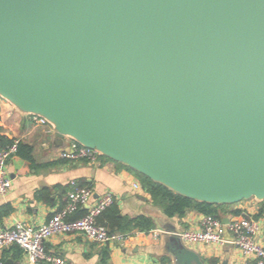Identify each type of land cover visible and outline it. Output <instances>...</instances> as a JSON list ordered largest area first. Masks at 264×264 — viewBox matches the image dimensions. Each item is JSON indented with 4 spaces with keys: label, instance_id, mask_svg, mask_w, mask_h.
I'll use <instances>...</instances> for the list:
<instances>
[{
    "label": "water",
    "instance_id": "1",
    "mask_svg": "<svg viewBox=\"0 0 264 264\" xmlns=\"http://www.w3.org/2000/svg\"><path fill=\"white\" fill-rule=\"evenodd\" d=\"M0 96L177 194L264 200V0H0Z\"/></svg>",
    "mask_w": 264,
    "mask_h": 264
},
{
    "label": "crops",
    "instance_id": "2",
    "mask_svg": "<svg viewBox=\"0 0 264 264\" xmlns=\"http://www.w3.org/2000/svg\"><path fill=\"white\" fill-rule=\"evenodd\" d=\"M54 130L51 123L34 122L30 113L0 96V145L18 140L30 148L33 159L31 163L16 153L8 161L12 186L4 197H0V228L18 219L33 226L45 223L66 204L70 183L74 181L92 189L89 203L110 192L122 214L151 216L156 223L153 229H161L164 233L154 238L148 232L135 231L124 240L109 244L92 242L80 232L59 233L44 242L47 253L62 256L72 264H175L168 252L170 235L198 228L205 215L191 210L183 217H167L152 204L131 168L106 156H99L95 162L62 158L60 154L71 138L65 136L59 145L54 144ZM137 183L140 187L134 188ZM227 205V211L240 210V213L227 214L223 218L243 213L257 218L264 214V200L253 197ZM86 208H79L70 218L82 210L85 212ZM222 236L225 241L222 244L188 247L198 252L206 264H219L223 259H227L228 264H255L231 243L233 235L229 231L224 230ZM256 239L264 245V231ZM1 257L4 264H30L23 250L16 245L4 248Z\"/></svg>",
    "mask_w": 264,
    "mask_h": 264
},
{
    "label": "built area",
    "instance_id": "3",
    "mask_svg": "<svg viewBox=\"0 0 264 264\" xmlns=\"http://www.w3.org/2000/svg\"><path fill=\"white\" fill-rule=\"evenodd\" d=\"M31 119L38 124H46L47 120L41 116L31 114ZM18 140L0 145V197H4L12 186V179L8 172V161L17 153ZM101 154L93 148L81 145L75 140L70 141L68 147L62 150L60 156L65 159H84L95 162ZM134 188L140 187L134 184ZM93 195L91 188L80 186L76 182L70 183L67 192V202L56 210L43 224L33 226L21 219L13 221L9 226L0 228V264H4L1 257L2 250L8 246H19L30 264L44 262L45 264H72L59 255L47 253L44 242L52 235L59 233L80 232L92 242L109 244L124 240L128 234L109 232L98 224L97 216L114 201L112 193L105 192L89 203ZM87 206L85 213L77 218H70L79 208ZM233 235L231 243L241 252L243 257L252 259L255 264H264V245L257 241L256 236L264 231V214L254 218L245 213L229 218L227 223L205 215L198 228H189L177 233L181 241L187 246L209 245L224 243L223 231ZM154 238L164 233L161 229L148 231Z\"/></svg>",
    "mask_w": 264,
    "mask_h": 264
},
{
    "label": "trees",
    "instance_id": "4",
    "mask_svg": "<svg viewBox=\"0 0 264 264\" xmlns=\"http://www.w3.org/2000/svg\"><path fill=\"white\" fill-rule=\"evenodd\" d=\"M17 154L33 162L30 148L19 143ZM101 156V155H100ZM103 157V156H101ZM138 177L142 188L149 194L153 205L159 207L167 217H183L188 211L194 210L203 215H209L222 220L227 214L237 215L240 210H229L227 204H212L201 202L177 194L167 187L159 184L150 178L131 169ZM77 213L73 218L82 216L85 212ZM98 224L105 226L109 232H121L131 234L135 231L148 232L155 228L156 223L153 217L148 215H137L130 217L121 213L117 203L113 201L96 218ZM211 264H214L213 262Z\"/></svg>",
    "mask_w": 264,
    "mask_h": 264
}]
</instances>
